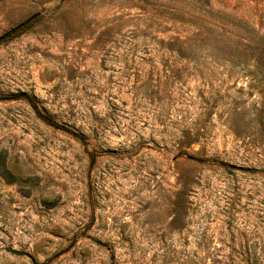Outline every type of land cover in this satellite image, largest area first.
I'll return each instance as SVG.
<instances>
[{"label": "rangeland", "instance_id": "374dc122", "mask_svg": "<svg viewBox=\"0 0 264 264\" xmlns=\"http://www.w3.org/2000/svg\"><path fill=\"white\" fill-rule=\"evenodd\" d=\"M0 264H264V0H0Z\"/></svg>", "mask_w": 264, "mask_h": 264}, {"label": "trees", "instance_id": "16d2710c", "mask_svg": "<svg viewBox=\"0 0 264 264\" xmlns=\"http://www.w3.org/2000/svg\"><path fill=\"white\" fill-rule=\"evenodd\" d=\"M2 40H5V39H3V37H1V38H0V41H2Z\"/></svg>", "mask_w": 264, "mask_h": 264}]
</instances>
